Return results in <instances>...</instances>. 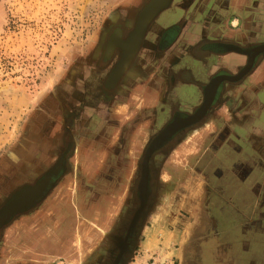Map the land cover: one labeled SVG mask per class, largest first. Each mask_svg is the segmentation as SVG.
Masks as SVG:
<instances>
[{"label":"rangeland","instance_id":"rangeland-1","mask_svg":"<svg viewBox=\"0 0 264 264\" xmlns=\"http://www.w3.org/2000/svg\"><path fill=\"white\" fill-rule=\"evenodd\" d=\"M143 2L0 0L1 161L8 160L7 153L32 124L38 127L37 133H30L36 141L34 168L39 172L40 161L47 165L53 160V153L48 158L43 152L38 164L39 143L44 140L39 129L50 130V142L55 135L58 139L60 115L71 107L78 88L70 66L90 56L87 51L100 42L110 15L119 11L132 17ZM161 24L167 23L162 20ZM247 39L262 43L264 30ZM185 62L197 64L191 56ZM230 68V74L237 70ZM158 71L160 81L165 74ZM150 75L140 80L144 87ZM249 77L243 83V77L233 82L235 89L240 88L238 99L219 104L210 113L209 126L191 133L183 147L184 153H195L204 144L213 162H200L199 152L187 156L181 151V156L177 153L181 144L158 161L161 181L170 182L172 189L146 215L127 264H264V93L256 92L248 99L254 87ZM140 90L138 85L126 99L118 96L120 103H104L98 96L92 104L85 101L91 107L83 108L76 132L80 140L69 159L76 165L42 205L4 229L0 264H86L90 254L104 244L105 233L115 229L120 215L131 208L138 160L159 128L157 108L162 103ZM132 97L138 100L134 105L129 104ZM198 101L197 92L188 89L187 107ZM134 108L137 112L118 126L115 116ZM210 133L220 135V140L209 138ZM83 151L89 159L85 164L80 162ZM220 170L227 177H221L217 185L213 177L218 178ZM163 193H168L164 184ZM213 194L218 204L210 207ZM40 238L52 245L64 242L57 250L41 249Z\"/></svg>","mask_w":264,"mask_h":264},{"label":"flooded vegetation","instance_id":"flooded-vegetation-1","mask_svg":"<svg viewBox=\"0 0 264 264\" xmlns=\"http://www.w3.org/2000/svg\"><path fill=\"white\" fill-rule=\"evenodd\" d=\"M232 1L242 2L243 5L241 8H235L232 4ZM257 1L259 0H171L169 5L165 9L160 11L148 26L140 48L138 49L128 68L122 73V76L119 78L113 88L110 87L113 86L116 79L123 71V65L126 64V61L128 59L127 55L130 51L128 46L129 42L126 39V33L130 29L133 22V17L135 15H133L132 17H127V15L121 14L119 13V11L118 13L110 15V20L107 22V26L102 31L100 42L87 51V54L89 53L90 56L86 57L84 61L82 60L83 62L78 61L77 64H72V66H70L69 73L73 77V84H78L79 86L77 85V91L73 95L75 101L72 103L70 108L63 110L62 114L60 115L58 130L60 133L58 135V139L55 135L54 142L53 140L52 142H50L51 139L47 140V135L49 136L51 132L44 126H40L39 133L42 134L44 140L39 143L38 164L41 160V157L44 156L43 152L48 154V158L53 153V160H51V162L47 165L40 161V164L43 168L40 169L39 172L34 168V162L32 161V159L34 160V156L37 151L32 153V149L36 148V141L31 140L30 133H37L38 127L36 125L34 126L32 123V126H28V131L26 130L27 133L24 135L22 141L7 153L8 160H0L1 165L9 166L7 170L3 172V175L0 178V192H4V195L0 198V202L11 190L24 183L31 184L39 174H42L52 165L54 166L43 175L44 179L38 181V183L36 184L37 186L43 187L42 191H46L49 188L50 184L54 181L55 178H51V176L56 177L59 173H61L58 180L53 184V186L50 188V190L43 197L39 204L34 206L29 211L16 216L2 229L0 239L3 236L4 229L9 226L15 219L22 215L30 213L36 207L42 205L48 195L55 188V186L60 182V180L67 176L71 172L74 165H76L73 164L72 166L69 159L74 152L78 141L80 140L76 132L81 127L79 123L83 108L91 107L88 106L89 103L87 104L86 100H89V102L92 104L96 99V96H98L99 101H104V103H109L112 100H117L120 103L118 96L126 99V95L130 96L132 94H135L133 93L135 92L133 90L136 86L140 85V93H142V95H150L148 94L147 89L149 86H153L155 88V92L153 95H150L151 98L152 96L158 94L160 95V97H156L155 101L162 103V105L157 108L158 127L160 128L163 124L166 125L173 119L175 120V123L179 122L177 124V126H179L182 123L183 116L186 113L194 110V107L201 102L203 93L200 86L208 84L214 76L226 70L222 67H218L216 70L211 72V74L205 76V79L203 81H196L190 78H186V71L183 67H177L173 72L167 69L168 72L162 80L159 81L158 77L155 76L153 78H150V82L148 83V85H146V87H144L140 80L143 78L145 79L153 69L152 67L154 65L151 61L152 59L157 58L152 57L153 51L154 54L155 52L156 54H158L157 52L159 50V54L161 56L163 50L174 44L179 34L192 29L189 27V25L197 26L198 30L200 31L204 25H209L210 23H212L211 19L214 16L222 17L224 19L226 18L229 25H231V21L235 19V24L231 26L240 28V26L244 22L243 18L248 15V12H250V8H253L254 3ZM138 10L139 8L137 9L136 13L138 12ZM163 19L168 20L169 23L165 25L161 24V21ZM201 19H206L207 21H203ZM187 20L189 23L185 24ZM108 38L109 40L106 44ZM123 38L125 39V41L123 40ZM116 45L124 48V50H122L123 60H121V63H119L117 65V68L114 69L113 74L106 82V86L108 88H105L103 87L104 81L107 78L112 65L119 56V51L117 49H114ZM199 45L190 48L195 52V54L192 53L194 54L195 61L200 62L197 63L198 69L202 66V55H200L201 51H197L194 48ZM245 45L247 44H241V46ZM229 47H233L239 50H245L246 59V50L249 53V57L254 55L257 51L255 50V47H247V49H245V47H239L235 44ZM190 49H188V51ZM205 50L214 52L222 51L213 50L212 48ZM259 55L255 57L254 63L256 62ZM262 59L263 57L258 60L256 64L253 63V66L250 68L249 72H247L243 76V80L240 83H243L246 78L252 74V71H254V69L260 64ZM243 65L244 64H242L241 66ZM161 69L162 68H159V70ZM237 71L238 69L236 70V72ZM228 74H230V72H228ZM226 82L228 81H222L218 85L215 97L211 103L210 108L206 112L205 117L197 121L196 124L193 123L194 125L191 124V126L183 127L176 131L173 135L163 141V143L150 155L148 166L146 164L143 165L145 169V174H143L142 170L143 179L140 184H138L141 176V166L145 150L147 149L151 141L150 138L159 128L153 134H151L143 148V153H141L140 155V158L142 156V159L141 161L140 158L138 160V172L132 188V197L130 201V203H132L131 208L129 207V209L126 210L123 215H120L115 229H111L112 231L105 233V238L103 240L104 244L101 245L100 248H97L96 252L90 254V258L86 259V264H127L133 252L136 250L140 232L145 224L146 215L151 210L154 202L160 196L161 198H163L164 196L168 195L170 193V190L172 189V185L170 182L161 181L162 179L160 177V168L157 165L158 161L168 151H174L175 148H177L181 144L182 146L180 145L181 147L179 149L177 148V153L180 154V152L183 150V147L187 145L188 136L191 133L197 134L200 127H203L209 123L207 121L210 118V113H213V111L219 104L236 98L232 95V91L236 90L233 86V82L229 84ZM189 84H192L195 87V90L199 96V101L197 102V104L195 103L194 105L187 107V104L185 103V97ZM136 101L138 102V100H135V104L137 103ZM134 103L132 104L134 105ZM115 104H117V102H115ZM165 125H163V127ZM93 128L94 126H91L88 129L91 130ZM208 137L213 138L217 141L218 139L220 140V135H217V133H210ZM194 144L197 145L196 143ZM55 145L57 146V148L55 150H52ZM195 147L197 149V146ZM207 149L209 148H204V144H202L198 151H196L195 153H184V151H182L181 154L191 156L199 152L198 154L200 162L212 161L210 157L206 155ZM85 157L87 156L85 154V151H83L81 153L80 162L82 161V158ZM217 175L218 178L216 176L213 177V180H216L217 185L219 183V179L223 181L221 177H227V174L223 173L222 171L220 174L217 173ZM147 176L148 184L146 183L145 186L143 180H145ZM163 184L168 186L167 194L163 193ZM215 185L214 187H216ZM229 186L232 187L231 184H228V187ZM145 194L148 195L143 201L142 198ZM209 203L210 204L208 205L210 207L213 206V204L217 206L218 201L215 200V195L214 199H211Z\"/></svg>","mask_w":264,"mask_h":264},{"label":"crops","instance_id":"crops-1","mask_svg":"<svg viewBox=\"0 0 264 264\" xmlns=\"http://www.w3.org/2000/svg\"><path fill=\"white\" fill-rule=\"evenodd\" d=\"M232 4L234 5L235 8H240V6L243 5L242 2H237V1L235 2L232 1ZM243 19H244V22L240 26V28H235V27L228 28V26H226L225 24L227 19L226 18L224 19L218 16L212 17L211 19L212 23H210L209 25H204L200 31L198 30L197 26L189 25V27L192 29L179 34L174 44H172V46L163 50L161 53V56L159 54L160 53L159 50L157 52L158 54H156V52L154 54V51H153L152 57H157V58L152 59L151 61L154 66L152 67L153 69L150 73L151 74L150 77L153 78L155 76H159V73H158L159 68H162L161 69L162 73L164 72V74L166 75L168 72L167 69L173 72L175 68L183 67L186 71V75H185L186 78H190L196 81H203L205 79V76L211 74V72L216 70L218 67H222L225 70H230V73L232 71L230 67L233 66L235 69H238V67L241 66L244 60L247 62L245 54L243 55L241 53L232 52V51L231 52L230 51L229 52L227 51L214 52V51H208L205 49L212 48L213 50H223V49H227L229 46L234 45V44L241 45L243 42H246V40L248 42L247 44H250L249 42L250 40L247 39L248 36L251 34L254 36L255 34L261 33V31L264 30V0L263 1L259 0L255 2L253 5V8H250V12H248V15ZM203 21H207V20L204 19ZM233 21L236 22L235 19H233ZM163 23H169V21L166 19H163ZM187 23H189L188 20L185 22V24ZM234 24L235 23H231V25H234ZM208 33H209V36H208ZM228 42L233 43V44H225ZM196 45H199V46H197L194 49L197 51H201L200 55H202L201 56L202 66L199 67V69H198L197 64L193 66V65H188L186 63L187 61L185 62V60H187V57L189 56H191V58L195 60L194 50H191L190 48L195 47ZM188 49L190 50L188 51ZM161 59H162L161 65H164V67L161 66L159 63ZM197 63H200V62H197ZM242 67H240L238 71ZM224 73L228 74L226 72H221L220 74L214 76L213 78L217 76H230L229 74L225 75ZM249 81L254 85V87H252V89L249 90L250 93L248 94V99H252L251 97L253 95L255 96L256 92L258 93L260 92L261 94L264 93V60L254 70L252 75L249 77ZM220 83H221V80H220ZM213 85L209 86L206 89L207 90L206 92L211 93V95L212 94L215 95L217 91V89L214 90ZM188 89L191 91L193 90L196 91L195 87L192 84L188 85ZM239 89L240 88L238 87L236 90L232 91L233 97L234 96L237 97L236 94L239 93ZM147 92L148 94L153 95L155 92V88L153 86H149L147 89ZM153 97H155L156 99V97L159 98L160 95L156 94ZM153 101L154 100H151L150 103H152ZM134 102L135 100L132 97L129 103L130 105H132V103ZM256 102L257 103L260 102V98H258V96L256 98ZM134 109L135 110L132 109L128 112L122 111L123 113H120L121 115L115 116L116 123L118 124V126L123 124V122L126 120V118L130 114H134L136 112V108ZM207 126H209V123L207 124ZM88 160H89L88 157H85V158H82L81 162L82 164H85V162L87 163ZM8 167L9 166L7 165L0 164V178L3 175V172L7 170ZM63 242L64 241L62 240L60 241V243L53 242V245H58V247L56 246L55 248V247H52L53 245L50 243V241H48L47 239L40 238V241H38V244L41 249L43 248V249H56L57 250L58 248H60Z\"/></svg>","mask_w":264,"mask_h":264},{"label":"water","instance_id":"water-1","mask_svg":"<svg viewBox=\"0 0 264 264\" xmlns=\"http://www.w3.org/2000/svg\"><path fill=\"white\" fill-rule=\"evenodd\" d=\"M171 0H145L140 6H139V10L138 12L135 14V16L133 17V22H132V25L130 27V29L128 30V32L126 33V35H130V34H136L137 36V39L139 38V42H138V45L135 47V50L133 52V50H130V53L128 52V60L126 62V64L124 65V70L123 72L128 68V66L130 65V63L132 62L134 56L136 55L138 49L140 48L141 46V43H142V40L144 38V35L147 31V28L148 26L150 25V23L154 20V18L157 16V14L162 11L163 9H165L169 3H170ZM137 42V40H136ZM136 42H135V45H136ZM225 44H233V43H225ZM236 46H239V47H249V46H252V45H255L257 46V48L260 50V48H263L264 47V42H260V43H250V44H247L245 46H241V45H237L235 44ZM224 51H227V52H237V53H241V54H245V50H239V49H236V48H233V47H229L227 49H223L221 52H224ZM264 52L261 53L259 55V57L257 58L256 62H258V60H260L264 55ZM130 55V56H129ZM119 57V56H118ZM118 61V58L116 59V61L114 62V64L112 65L111 69L113 68V66L117 63ZM256 62L254 64H256ZM249 61L246 63H244V66L245 64H248ZM243 66V67H244ZM242 67V66H241ZM247 66H245V68H247ZM111 69H110V72H111ZM250 68L245 72L243 73V75L240 77L242 78L247 72H249ZM109 72V73H110ZM122 72V73H123ZM108 73V74H109ZM122 73L118 76V80L119 78L122 76ZM238 73V71L234 74H229L230 76H236V74ZM218 78L219 77H216L214 78L213 80H217L218 82ZM231 78V77H230ZM228 77H223L222 80L221 78H219V80L222 81H228V82H235L239 79H237L236 77V80H232ZM117 80V81H118ZM211 80L208 84H212V81ZM116 84V83H115ZM208 84H204L201 87L202 89V100L200 103H198L194 108H198L199 106L201 107H204V106H207V110L206 112L208 111V109L210 108V101L212 98H208L206 100V86ZM209 87V86H208ZM193 112V110L189 113H186V114H191ZM205 112V114H206ZM205 114L203 117H205ZM167 122V121H166ZM190 123H186L184 125V127H188V126H191V124L189 125ZM196 124V123H194ZM192 124V125H194ZM165 125V124H163ZM163 125L153 134H157L161 128L163 127ZM183 128V127H182ZM152 135V137H153ZM151 137V138H152ZM150 138V140H151ZM143 153V152H142ZM142 159V156L140 158V161ZM140 164V163H139ZM54 165L50 166L46 171H44L42 174H39L34 180L33 182L30 184V183H24V184H21L19 186H17L16 188H14L13 190H11L4 198L3 200L0 202V235H1V232H2V229L12 220L14 219L16 216H18L19 214H22V213H25L27 211H29L30 209H32L34 206H36L37 204L40 203V201L43 199V197L47 194V192L50 190V188L53 186V184L58 180V178L60 177V174L59 173L56 177H52L51 178H55L54 181L50 184L49 188L46 190V191H42V188L43 187H36V184L38 183V181H41L44 179L43 175L48 171L50 170ZM62 172V171H61ZM27 193V194H26ZM28 193H31L32 195L31 196H28ZM26 194L25 196H23L22 198L20 199H17L18 197L22 196ZM19 204V207L15 208V205L16 204Z\"/></svg>","mask_w":264,"mask_h":264},{"label":"bare ground","instance_id":"bare-ground-1","mask_svg":"<svg viewBox=\"0 0 264 264\" xmlns=\"http://www.w3.org/2000/svg\"><path fill=\"white\" fill-rule=\"evenodd\" d=\"M140 38V37H139ZM139 38L137 39V36H136V34H130L129 36L128 35H126V39H127V41L129 42L128 43V46H129V51L130 50H133V52H134V50H135V47L138 45V40H139ZM134 39H136L137 40V42H136V45H135V41L136 40H134ZM108 40H109V38L107 39V42H106V44L108 43ZM123 40L125 41V39L123 38ZM132 46V47H131ZM105 47H106V45H105ZM131 47V48H130ZM251 47H256L255 48V50H257L256 51V53L254 54V55H252L251 57H249V53H248V51L246 50V52H247V56H248V58H247V62L249 61V63L248 64H245V66H247L248 65V67L247 68H245V66L244 67H242L239 71H238V73L236 74V76H217V77H219V78H221V80H222V78L223 77H228V78H230V79H232V80H236V77H237V79H239L242 75H243V73H245L249 68H251L252 66H253V63H254V59H255V57L257 56V55H259L260 53H263V51H264V47L263 48H260V50L257 48V46H255V45H252V46H249L248 48H251ZM114 49H117L118 51H119V57H118V61H117V63L113 66V68L111 69V72L107 75V78L105 79V81H104V84H103V87H105V88H108L107 86H106V82H107V80L109 79V77L113 74V71H114V69L115 68H117V65L119 64V63H121V60H123L122 59V57H123V51L122 50H124V48L123 47H120V46H115L114 47ZM113 49V50H114ZM245 49H247V48H245ZM113 50H112V52H113ZM130 53V52H129ZM131 54V53H130ZM130 56V55H129ZM129 59V58H128ZM127 59V60H128ZM127 62V61H126ZM246 62V63H247ZM123 67H124V65H123ZM124 70V69H123ZM123 72V71H122ZM121 72V73H122ZM216 78V77H215ZM219 78H218V82H217V80H213L214 78H212V84H208L207 86H206V89L208 88V86H211V85H213L214 87V90L215 89H217V87H218V85H219V83H220V80H219ZM117 80H118V78L116 79V81H115V83L117 82ZM115 83L113 84V86L112 87H110V88H113L114 87V85H115ZM207 91V90H206ZM214 97H215V95L214 94H212L211 95V93H207L206 94V100L208 99V98H212L211 99V101H210V103H212V101H213V99H214ZM209 100V99H208ZM211 105V104H210ZM207 106H204V107H201V106H199L198 108H195L194 110H193V112L191 113V114H185L184 116H183V120H182V123L179 125V126H177V124L179 123H175V120L173 119V120H171V121H169L157 134H155L154 136H153V138L151 139V141H150V143H149V145H148V147H147V149L145 150V153H144V156H143V160H142V166H141V176H140V180H139V182H138V184H140V182L142 181V170H143V174H145V169H144V167H143V165H147L148 166V160H149V157H150V155L163 143V141H165L167 138H169L171 135H173L176 131H178L179 129H181L182 127H184V125L186 124V123H190V124H193V123H196L197 121H199L200 119H202L203 118V116H204V114H205V112H206V110H207ZM189 124V125H190ZM186 127V126H185ZM143 183H144V185L146 186V183L148 184V176H147V178L145 179V180H143ZM36 187L38 188L39 186H37L36 185ZM137 188H138V186H137ZM144 189V188H143ZM147 193H148V191H147ZM27 194V193H26ZM26 194H24V195H22V196H20V197H18L17 199H20V198H22L23 196H25ZM138 194V193H137ZM32 194L31 193H28V196H31ZM148 194H145V195H143V198H142V200L144 201L145 200V198H146V196H147ZM19 204L20 203H18V204H16L15 205V208H17V207H19ZM124 237H126V236H124ZM76 242H77V239H76Z\"/></svg>","mask_w":264,"mask_h":264}]
</instances>
